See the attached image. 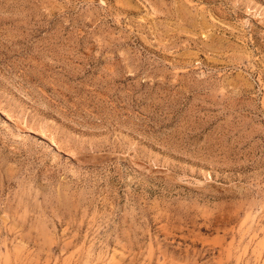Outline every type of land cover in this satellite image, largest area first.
I'll list each match as a JSON object with an SVG mask.
<instances>
[{
    "label": "rangeland",
    "instance_id": "374dc122",
    "mask_svg": "<svg viewBox=\"0 0 264 264\" xmlns=\"http://www.w3.org/2000/svg\"><path fill=\"white\" fill-rule=\"evenodd\" d=\"M0 264H264V0H0Z\"/></svg>",
    "mask_w": 264,
    "mask_h": 264
}]
</instances>
